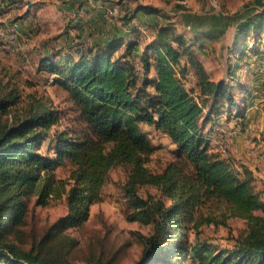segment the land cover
I'll return each instance as SVG.
<instances>
[{
    "label": "trees",
    "instance_id": "1",
    "mask_svg": "<svg viewBox=\"0 0 264 264\" xmlns=\"http://www.w3.org/2000/svg\"><path fill=\"white\" fill-rule=\"evenodd\" d=\"M163 16L140 5L126 17L154 32L144 47L139 38L116 35L78 60L41 62V69L59 75L80 120L79 127L55 131L54 156L42 146L60 124V112L38 99L23 117L4 123L19 97L12 91L0 95V264H55L44 244L84 226L118 167L127 172L119 184L127 221L152 227L135 264H264V185L258 186L248 164L222 156L209 139L220 116L245 117L251 91L213 79L199 57L200 39L179 32L169 17L160 23ZM263 35L264 3L239 26L238 53L264 60ZM189 74L195 90L186 87ZM142 124L176 146L161 171L148 166L155 147ZM66 164L72 169L63 180L56 171ZM62 197L67 213L46 231L42 247L23 249L11 240L20 236L32 207ZM231 218L245 222L233 245L205 236V226H226Z\"/></svg>",
    "mask_w": 264,
    "mask_h": 264
},
{
    "label": "rangeland",
    "instance_id": "2",
    "mask_svg": "<svg viewBox=\"0 0 264 264\" xmlns=\"http://www.w3.org/2000/svg\"><path fill=\"white\" fill-rule=\"evenodd\" d=\"M263 3L264 0H0V95L5 96L12 91L19 97L12 106L11 115L4 116L2 122L23 117L38 99L55 108L62 116L60 124L51 129L42 146L44 151L54 156L52 137L55 131L79 127L80 120L59 75L56 77V73L41 69V62L47 58L54 63L64 58H77L80 53L97 48L100 42L111 37L109 35L120 31L121 35L139 38L142 47L151 43L154 32L146 29L137 18L126 19L140 5L159 9L164 15L160 23L169 17L179 32L200 39L202 54L199 57L208 69L212 68L211 75L215 80L230 82L233 80L231 76H235L256 85L251 77L264 73L261 60L250 51L240 55L238 48L242 37L236 39L239 26L253 13L259 12ZM142 19L156 20L146 16ZM12 37L14 42H10ZM249 42L252 47L258 44L253 39ZM259 49L263 51L264 47ZM238 59L241 71H236ZM184 81L188 90L197 88L194 75L189 74ZM234 119L238 124L223 132L222 144L231 138L232 131L243 133L245 126L240 124V117L234 114ZM260 120L256 117L247 136L246 140L251 143L249 149H257L264 142V119L263 123ZM141 128L155 147L148 166L153 171H161L173 158L176 146L166 134L154 127L142 124ZM237 134L234 137L239 139ZM210 142L214 147L215 140L210 138ZM226 143V158L240 162L233 155L232 147L235 145L230 141ZM254 164L258 166L254 174L261 187L264 175L260 172V163ZM71 169V165L66 164L57 169L56 175L68 180ZM126 174L123 167L111 171L103 190V200L91 206L90 218L83 227L69 229L44 244L46 231L67 213L66 200L62 197L54 199L48 206L32 207L20 236L12 235L11 240L23 249L39 248L44 244L43 251L54 258L55 264H135L142 255L144 238L152 232V227L126 219L127 204L119 189ZM244 227V220L231 218L226 226L213 224L203 230L214 243L229 247Z\"/></svg>",
    "mask_w": 264,
    "mask_h": 264
},
{
    "label": "crops",
    "instance_id": "3",
    "mask_svg": "<svg viewBox=\"0 0 264 264\" xmlns=\"http://www.w3.org/2000/svg\"><path fill=\"white\" fill-rule=\"evenodd\" d=\"M68 2V0H67ZM121 32V31H120ZM118 33H113L107 41H102L100 43H103L102 45L100 44V46L98 47H104L105 44H107L114 36L116 35H121ZM125 35V34H122ZM128 36V35H127ZM207 40V38H205ZM204 39V40H205ZM96 49V48H94ZM264 51V50H263ZM261 51V52H263ZM143 52V50L141 49L139 51V55ZM80 56H78L77 58L74 59H67L64 58L62 61L67 62V61H72V60H78ZM261 60V59H260ZM238 62V63H237ZM262 63V67L264 70V60H261ZM235 64H237V70L241 71L242 67L240 65V60L238 59V61L235 62ZM206 69L211 73V69H208V67L206 66V64H204ZM247 68H251L248 64H246ZM264 72V71H263ZM212 74V73H211ZM261 76V77H260ZM253 75V80L256 81L257 84H259V86L254 85H250V83H248V80L246 82H243L241 79L239 80L238 78H236L235 76H231V78L233 80H231L229 83H231L232 85H235L237 83H240L241 85H243L244 87H248L251 91V94L249 96V105L246 109V113H245V117L243 119H239L241 121L240 124H243L245 126V128L243 129V133L239 132L238 130L236 131H232L230 134H232L231 138L229 139H225V143L222 144L221 140L222 138H224L223 132H225L226 129L229 130V128H233L235 125H237L238 123H236V119H234V117L228 118L227 115H222L217 119V125L214 128V131L212 133L209 134V139L213 138V140H215V145H214V149L218 152L221 153L222 156L226 157V153H227V141H230L231 144H234L235 146L232 147L234 152L233 155L240 161L243 163L248 164L252 171L254 172V170H256L255 168L258 167L254 164L255 163H260L259 164V168H260V172H262L261 174L264 175V142H261L262 145H259V148H251L249 149L248 147L251 145V143L246 140L247 136L250 134L252 127L254 125H252L255 122V119L257 117V120H259L261 118V122L263 123V119H264V112H263V108H264V96H262V94H264V73L262 75ZM214 79V78H213ZM219 80H224V79H219ZM217 80V81H219ZM225 81V80H224ZM261 81V82H260ZM237 82V83H236ZM244 106V105H243ZM259 117V118H258ZM238 120V119H237ZM259 126V124L257 125ZM220 131V132H218ZM237 133H239V139H237L236 137H234L235 135H238ZM219 135V136H218ZM218 138L219 141H216ZM212 144V143H211ZM226 144V145H225ZM227 147H225V146ZM262 146V149H260ZM244 156V157H243Z\"/></svg>",
    "mask_w": 264,
    "mask_h": 264
},
{
    "label": "built area",
    "instance_id": "4",
    "mask_svg": "<svg viewBox=\"0 0 264 264\" xmlns=\"http://www.w3.org/2000/svg\"><path fill=\"white\" fill-rule=\"evenodd\" d=\"M10 42H14L13 37L11 38ZM54 76L58 77V74H54Z\"/></svg>",
    "mask_w": 264,
    "mask_h": 264
}]
</instances>
